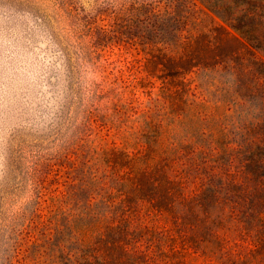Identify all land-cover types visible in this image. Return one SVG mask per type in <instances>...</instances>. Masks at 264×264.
<instances>
[{"label":"trees","instance_id":"1","mask_svg":"<svg viewBox=\"0 0 264 264\" xmlns=\"http://www.w3.org/2000/svg\"><path fill=\"white\" fill-rule=\"evenodd\" d=\"M116 2L2 264H264V0Z\"/></svg>","mask_w":264,"mask_h":264},{"label":"rangeland","instance_id":"2","mask_svg":"<svg viewBox=\"0 0 264 264\" xmlns=\"http://www.w3.org/2000/svg\"><path fill=\"white\" fill-rule=\"evenodd\" d=\"M116 1L0 0V264L11 253L7 227L32 198V162L55 154L105 75L88 63L82 19Z\"/></svg>","mask_w":264,"mask_h":264}]
</instances>
